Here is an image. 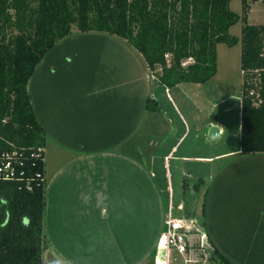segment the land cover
Returning <instances> with one entry per match:
<instances>
[{
    "label": "crops",
    "instance_id": "obj_1",
    "mask_svg": "<svg viewBox=\"0 0 264 264\" xmlns=\"http://www.w3.org/2000/svg\"><path fill=\"white\" fill-rule=\"evenodd\" d=\"M205 83L168 88L105 33L73 30L41 58L27 92L45 133L43 264H169L168 213L177 198L172 217L187 227V194L201 186L211 250L229 264H264V152H240V125L236 147H212L210 127L220 137L225 124L208 112L193 119L201 108L190 93Z\"/></svg>",
    "mask_w": 264,
    "mask_h": 264
},
{
    "label": "trees",
    "instance_id": "obj_2",
    "mask_svg": "<svg viewBox=\"0 0 264 264\" xmlns=\"http://www.w3.org/2000/svg\"><path fill=\"white\" fill-rule=\"evenodd\" d=\"M229 3L0 0V154L17 152L16 179L0 180V264H42L44 162L30 154L44 150L45 133L34 117L27 84L41 58L73 30L124 39L168 88L207 82L217 72V45L239 43L240 152H264V24L248 23V0H241V14L231 11ZM239 21L240 37L230 35L229 28Z\"/></svg>",
    "mask_w": 264,
    "mask_h": 264
},
{
    "label": "rangeland",
    "instance_id": "obj_3",
    "mask_svg": "<svg viewBox=\"0 0 264 264\" xmlns=\"http://www.w3.org/2000/svg\"><path fill=\"white\" fill-rule=\"evenodd\" d=\"M248 2L249 4L253 3L252 0H248ZM229 7L231 11L241 14V0H230ZM248 23L264 24V0H260V2L252 5V8L248 13ZM241 26L242 23L240 21L237 22L229 28V34L235 37H240ZM159 72V67H156L155 73ZM242 82L243 76L240 68V44L238 43L235 46L228 47L226 44L221 43L218 45L217 49V73L215 77L190 92L193 93V95L195 94L192 99L195 105L198 104L199 109L201 108L200 112L198 109H194L193 119L197 114L196 121H201L208 112L210 116L206 117L207 120L212 121L215 117L218 120V124H221V122L225 124V130L222 129L220 137L210 141L212 147H217V149H230L231 146H237L235 133L240 125V96ZM191 87L196 86L191 84ZM226 108L227 110H225ZM203 190L204 187L201 186L199 193L194 194L192 192L187 194L188 204L183 212L184 218L187 221V227L183 226L182 228L177 226V231L179 233H185L189 237V242L186 243L187 258L189 257L198 260L196 264H203L205 262H208L207 264H216L213 260L218 262H220V260L217 255L213 254V251L210 246H208L203 231L200 228V202ZM195 198H197V207L192 210V204ZM176 200L177 198H175L172 216H178L180 214V212L177 211ZM163 243L166 245L165 237H163ZM164 254L165 261L168 260L170 255L169 264H183L182 257L167 246Z\"/></svg>",
    "mask_w": 264,
    "mask_h": 264
},
{
    "label": "built area",
    "instance_id": "obj_4",
    "mask_svg": "<svg viewBox=\"0 0 264 264\" xmlns=\"http://www.w3.org/2000/svg\"><path fill=\"white\" fill-rule=\"evenodd\" d=\"M44 150L38 148L37 151L30 154V157H41L44 162L43 154ZM17 152L12 150L11 152H2L0 154V180L8 181L16 179V168L15 164L17 161ZM36 178H41L40 173H36ZM29 188L30 186L27 185ZM166 230L164 237L166 239V246L169 249L174 250L177 254L182 257L183 264H196L198 260L187 258L186 256V243L189 242V237L185 233H179L177 231L176 220L172 218L171 214L168 213L167 219L165 221Z\"/></svg>",
    "mask_w": 264,
    "mask_h": 264
},
{
    "label": "water",
    "instance_id": "obj_5",
    "mask_svg": "<svg viewBox=\"0 0 264 264\" xmlns=\"http://www.w3.org/2000/svg\"><path fill=\"white\" fill-rule=\"evenodd\" d=\"M218 137V128L216 126H211L208 131V139L213 140Z\"/></svg>",
    "mask_w": 264,
    "mask_h": 264
}]
</instances>
